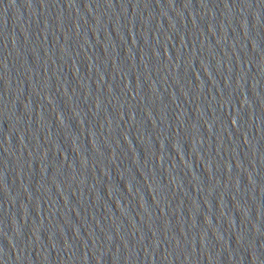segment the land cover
<instances>
[{
	"label": "water",
	"instance_id": "obj_1",
	"mask_svg": "<svg viewBox=\"0 0 264 264\" xmlns=\"http://www.w3.org/2000/svg\"><path fill=\"white\" fill-rule=\"evenodd\" d=\"M264 149V0H0V264H206Z\"/></svg>",
	"mask_w": 264,
	"mask_h": 264
}]
</instances>
